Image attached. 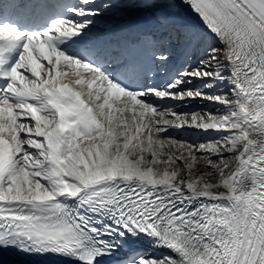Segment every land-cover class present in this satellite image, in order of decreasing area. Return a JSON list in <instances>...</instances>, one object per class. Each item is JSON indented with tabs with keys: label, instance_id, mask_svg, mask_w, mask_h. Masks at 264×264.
<instances>
[{
	"label": "snow or ice",
	"instance_id": "1",
	"mask_svg": "<svg viewBox=\"0 0 264 264\" xmlns=\"http://www.w3.org/2000/svg\"><path fill=\"white\" fill-rule=\"evenodd\" d=\"M0 264H264V0H0Z\"/></svg>",
	"mask_w": 264,
	"mask_h": 264
}]
</instances>
